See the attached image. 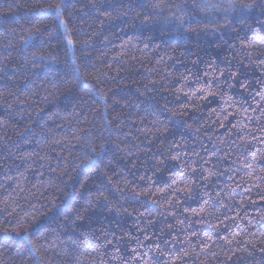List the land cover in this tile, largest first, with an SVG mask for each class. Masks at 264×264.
<instances>
[{"label":"trees","instance_id":"16d2710c","mask_svg":"<svg viewBox=\"0 0 264 264\" xmlns=\"http://www.w3.org/2000/svg\"><path fill=\"white\" fill-rule=\"evenodd\" d=\"M0 264H264V0H0Z\"/></svg>","mask_w":264,"mask_h":264},{"label":"snow or ice","instance_id":"6c2138e0","mask_svg":"<svg viewBox=\"0 0 264 264\" xmlns=\"http://www.w3.org/2000/svg\"><path fill=\"white\" fill-rule=\"evenodd\" d=\"M57 11H58V9H57ZM69 44H71V41H69Z\"/></svg>","mask_w":264,"mask_h":264}]
</instances>
